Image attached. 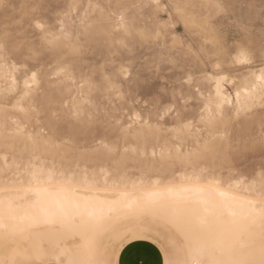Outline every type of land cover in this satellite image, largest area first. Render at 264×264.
<instances>
[{
    "label": "rangeland",
    "instance_id": "1",
    "mask_svg": "<svg viewBox=\"0 0 264 264\" xmlns=\"http://www.w3.org/2000/svg\"><path fill=\"white\" fill-rule=\"evenodd\" d=\"M258 73L264 0H0V208L6 199L25 205L37 172L52 176L49 187L87 189L88 180L111 199L125 191L138 200L133 209L146 212L141 189L197 183L248 198L264 213ZM252 83L257 90L247 93ZM193 202L176 216L137 215L181 254L201 235L202 209ZM47 225L34 235L74 245L84 264H116L127 243L149 241L114 226L98 236L92 263L79 228ZM250 239L256 247L229 248L242 260L227 264L264 260V236ZM207 257L197 264H210Z\"/></svg>",
    "mask_w": 264,
    "mask_h": 264
},
{
    "label": "bare ground",
    "instance_id": "2",
    "mask_svg": "<svg viewBox=\"0 0 264 264\" xmlns=\"http://www.w3.org/2000/svg\"><path fill=\"white\" fill-rule=\"evenodd\" d=\"M154 2L156 4L158 0H154ZM263 77V73L256 75L257 79H263ZM255 85L252 83L250 88L245 87L244 90L247 93L252 92L254 88L257 90V86L255 87ZM215 89L220 103L226 101L227 98L224 96L225 93L221 92V88L219 89V86L216 85ZM239 94L241 95V92ZM237 98L239 100V96ZM33 173L32 181L37 185L31 186L30 200L24 203L25 205L19 206V208L13 204L18 208L16 209L15 207L12 208L13 205L11 204L14 200L12 201L11 199L12 202L10 203V201L8 202L9 199H6L7 201L4 203L6 206L2 204L5 208H0V255H3L7 251L10 243L17 235L28 229L35 228L36 225L45 224H58L70 228H79L91 252L92 263H95V258L97 257L95 255L97 253L98 236L103 233L112 232L114 226L117 232L131 233L137 237L139 236L141 239L147 238V240L154 243L163 252L172 253L171 256L169 255L164 258V264H197L198 257H204V255L208 256L207 259L210 261V264H227L234 260H242L240 258L233 259L234 256H229L232 253L227 250L229 248L241 250L256 247L257 244L250 238L264 236V213L257 210L258 208L254 205L255 203L248 202L246 200L248 198H238L241 196H233L234 194H230L224 189L213 188L212 190L211 187V190L207 191L206 187L203 188V186L196 185L197 183H193L194 185L190 183L189 185L182 183V185L180 183L181 186L175 185L177 187L170 184L164 188H159L158 186L152 189H141L139 195L141 201L150 204L152 208L146 212L141 208L137 210L134 207L133 209L132 204L138 200L135 196L126 194L125 191L121 190L119 194H116L117 196L115 195V198L111 199L110 196L99 193L100 190L97 192V189H93L88 180H85V183L87 189L88 187L90 188L89 191H86L87 189L84 187L85 190H82L83 188L81 187L82 189H80V186L78 189V187L76 188L72 185L68 187L66 184H57V186L53 185L54 187H49L45 181L51 180L52 176L50 174L38 176L37 172ZM26 194L29 193L27 192ZM214 197L219 199L218 204L212 201ZM189 200L190 202L191 200H195V203L198 206L200 205L199 207L202 209V211H198L200 208H196L198 209L196 211L199 212L198 223L201 224V227H199L198 231L201 232V235L198 238L192 237L188 240L184 244L185 252L182 250L183 252L180 254V250L179 252L177 251L179 253L178 256L176 251L174 253L170 250V245L166 241L158 239L157 236H161L159 230L156 231L153 229L154 227L149 228L148 226H144L143 219H141L143 216L138 217L137 213L140 215L149 213L154 216L168 213L176 216L181 209L182 212L185 211L182 204ZM256 205L258 206L257 202ZM191 207L195 209L193 205ZM191 207L189 211H192ZM215 207H220V209H215ZM195 212L192 211L191 213L194 214ZM212 212L213 214H211ZM210 214L213 216L215 214V218H205V216ZM85 225H88L89 229ZM156 232H159V235ZM211 232L214 235L205 236V233L212 234ZM246 237H249V239ZM216 252L224 256H220ZM237 262L239 263V261ZM0 264H4V262Z\"/></svg>",
    "mask_w": 264,
    "mask_h": 264
},
{
    "label": "crops",
    "instance_id": "3",
    "mask_svg": "<svg viewBox=\"0 0 264 264\" xmlns=\"http://www.w3.org/2000/svg\"><path fill=\"white\" fill-rule=\"evenodd\" d=\"M33 231L34 228L28 229L13 239L7 248H12V254L4 264H84L81 253L75 250L74 245L47 241V235L36 236ZM13 244L15 246L12 247ZM116 264H164V257L154 243L133 240L120 250Z\"/></svg>",
    "mask_w": 264,
    "mask_h": 264
},
{
    "label": "snow or ice",
    "instance_id": "4",
    "mask_svg": "<svg viewBox=\"0 0 264 264\" xmlns=\"http://www.w3.org/2000/svg\"><path fill=\"white\" fill-rule=\"evenodd\" d=\"M260 264H264V260H262V261L260 262Z\"/></svg>",
    "mask_w": 264,
    "mask_h": 264
}]
</instances>
